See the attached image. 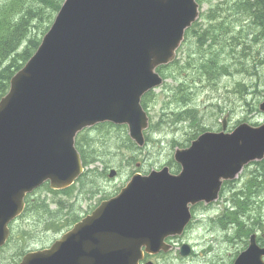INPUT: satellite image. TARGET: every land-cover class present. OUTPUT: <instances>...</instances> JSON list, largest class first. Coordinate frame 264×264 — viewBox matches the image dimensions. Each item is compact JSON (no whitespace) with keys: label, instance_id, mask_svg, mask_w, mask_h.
Segmentation results:
<instances>
[{"label":"water","instance_id":"water-1","mask_svg":"<svg viewBox=\"0 0 264 264\" xmlns=\"http://www.w3.org/2000/svg\"><path fill=\"white\" fill-rule=\"evenodd\" d=\"M200 14L197 0H65L0 101V249L28 195L46 183L66 190L83 175L76 138L85 129L127 126L145 147L150 117L142 99L163 85L157 69L177 59ZM259 110L264 114V101ZM225 130L226 121L223 131L176 150L178 174L167 166L135 174L118 195L20 264H139L143 248L167 252L165 240L183 234L192 206L213 203L224 182L264 159V122ZM189 252L183 245L181 254ZM262 256L253 234L235 264H263Z\"/></svg>","mask_w":264,"mask_h":264},{"label":"rangeland","instance_id":"rangeland-1","mask_svg":"<svg viewBox=\"0 0 264 264\" xmlns=\"http://www.w3.org/2000/svg\"><path fill=\"white\" fill-rule=\"evenodd\" d=\"M235 1L198 0L201 6V14H206L215 7L222 10L234 4ZM235 27L238 31L244 27L248 29L246 25H235ZM223 38L225 39V37ZM214 50L215 53L220 51L225 58L224 63L228 65L229 73L223 71L215 76L204 75V73H200L201 66L196 64L197 61L195 62L194 59L197 60V57H195L194 59L191 58L192 64L187 69L174 67L168 70V73L174 74L177 80L169 78L163 86L152 91L147 111L153 126L146 133L151 142L137 157V167L126 163L125 158L128 153L117 154L109 149V146L111 148L114 145L110 137H115L122 131L111 130L109 132L94 127L89 128L88 133H86L87 141H91V147L94 150L101 152L100 158L106 162V164L100 163L98 162L100 160H97L90 166V169L98 167L99 172H101L107 167L105 169L106 177L100 176L99 184L102 192L106 194L103 196L101 194H85L89 190L87 186L82 192L75 191V195H80L78 207L81 208L82 215L85 216L86 213L92 212L94 208L100 205L99 201L102 197L116 196L135 173L148 175L151 171L159 170L164 166L169 167L170 171L176 170L175 151L188 148L191 142L195 140L191 139L188 142L189 138L194 134H199V132L192 126L190 120H178L175 113L195 109L198 112L196 116L200 125L213 131L221 128L224 121H226L228 130L241 123L254 126L264 122V114L259 110V104L264 101V32L257 38H253V35L249 33L248 38H245L243 43L237 40H229L225 46L214 47ZM194 52L193 38L190 44L184 46L177 58L185 64L186 60L184 59L187 58L188 54L194 57L196 54ZM209 79L214 81H209ZM181 83L184 86H180ZM179 88L182 91L178 90ZM182 96H187L189 101L181 102L180 97ZM174 117L175 119H173ZM169 119L174 120V122ZM176 142L186 146H177ZM114 170L117 172L116 176L110 177V173ZM260 173L261 170L258 167L250 166L236 180L224 186L220 198L215 203L208 205L210 208H205L207 206L205 204L199 206L195 211L191 230L186 234L185 240L197 246L199 251L206 250V246H208L216 251H222L223 257L230 259L232 256L237 257L247 248L252 233L262 235L264 231V186L257 185L255 188H245L252 177ZM42 194L45 196L47 193L43 192ZM228 207L235 210L242 207L244 213L241 211V217L235 223L234 229L220 231V226L224 222L219 221L217 223L214 215L216 213L222 215ZM209 216H214L212 217L214 220ZM70 229L71 227L56 236L37 234L27 244H35V247L50 246ZM16 239L11 246L14 252L13 250L4 252L5 257L1 260V264H12L13 258H15L14 254L25 245V242Z\"/></svg>","mask_w":264,"mask_h":264},{"label":"trees","instance_id":"trees-1","mask_svg":"<svg viewBox=\"0 0 264 264\" xmlns=\"http://www.w3.org/2000/svg\"><path fill=\"white\" fill-rule=\"evenodd\" d=\"M64 2L65 0H0V100L9 92L12 78L24 67L39 48L43 37L49 31ZM235 25H246L248 29L244 27L238 31ZM263 32L264 0H236L234 4L222 10L218 7L212 8L206 14H200L199 19L186 31L185 40L178 51L180 53L184 46L190 44L194 38V53H196L194 57L188 54L187 58L184 59L186 60L185 64L181 59L178 60L177 58L173 63L160 67L158 72L165 80L169 78L177 80L174 74L168 73V70L174 67L187 69L192 64L191 58L197 57V60L194 59V61H197V65L200 64V73L209 76H215L223 71L229 73L228 65L224 63L225 58L220 51L215 53L214 47H223L229 40H237L243 43L245 38H248L249 33L253 35V38H257ZM227 35L230 39L227 38ZM208 44L211 45L209 46ZM206 46L209 47L206 48ZM209 81L214 80L209 79ZM180 86H184V84L181 83ZM178 90L182 91L180 88ZM151 96L152 91L142 100V105L145 109L148 107ZM185 100L189 101L187 96L180 97L181 102ZM196 113L198 112L195 109L175 113L178 116V120H190L192 126L199 132V134H194L189 138L188 142L191 139H196L201 133L211 130L200 125ZM152 126L153 124L150 125V128ZM94 128L108 130L109 132L111 130L122 131L115 137H110L114 145L111 148L109 146V149H112L117 154L128 153L125 158L126 163L137 167V157L142 154L141 151H144V148L137 147L129 138L126 126H115L111 123H105ZM88 131L89 129L84 130L76 138V148L86 168L85 172L72 187L66 190H52L49 183H46L33 194L27 196L26 208L21 217L11 224V238L6 246L0 250V264L5 257L4 252L13 250L11 248L12 242L17 237V239L25 242V245L14 254L16 259L13 258L14 262L12 264L17 263L27 251L35 248V244L28 245L27 243L37 234H53L56 236L80 221L84 215L81 214V208L78 207L80 195H75V191L82 192L87 186L89 190L85 194H101L102 196L106 194L102 192L99 184L100 176L106 177L107 172L105 169L107 167L101 172H99L98 167L90 169V166L97 160H100L98 161L100 163L106 164V162L100 158L101 152L94 150L91 147V141H87L86 133ZM146 141L147 146L151 142L148 135H146ZM176 145L180 147L186 146L179 142H176ZM250 166L258 167L261 173L253 176L245 188H255L257 185L263 187L264 160L256 161ZM175 168L176 170L172 172L178 173L180 167L176 163ZM228 184L230 183H226V185ZM43 192L47 194L43 196ZM108 198V196L102 197L99 203ZM241 211L244 213V209L239 207L231 213L235 223L241 217ZM227 213H229V210H227ZM39 247L44 248L46 246Z\"/></svg>","mask_w":264,"mask_h":264},{"label":"flooded vegetation","instance_id":"flooded-vegetation-1","mask_svg":"<svg viewBox=\"0 0 264 264\" xmlns=\"http://www.w3.org/2000/svg\"><path fill=\"white\" fill-rule=\"evenodd\" d=\"M197 208H199V206L196 207L195 209ZM205 208H210V206H206ZM214 216H209V217H211V219H213L212 217H214V219L216 218L217 223L219 221L224 222V224L221 226L218 224L221 227L220 231H229L231 229H234L235 221L231 217L232 214L227 215L224 212L222 213V215L216 213ZM192 223H193V219L190 222V224L186 227L182 236L169 237L165 240L167 244H170V246H172L169 251L166 252L164 250H160L155 254H150L146 252V248H143V258L139 262V264H235L237 258L236 256H232L230 259L229 258L226 259L223 257L222 251L219 250L216 251L214 248H210L208 246H206V250L199 251L197 249V246L192 245L190 241H186L185 236L188 233V231L191 230L190 227L192 226ZM255 234L257 235V244L259 248L264 249V236H263L264 231L262 235H258L257 233ZM184 244L190 245V252L186 256H183L181 254V249ZM29 252L31 251H27L25 255L28 254ZM25 255H23L22 258H20L19 261H17V263L15 264H20ZM261 260L262 263L264 264V256H262Z\"/></svg>","mask_w":264,"mask_h":264},{"label":"bare ground","instance_id":"bare-ground-1","mask_svg":"<svg viewBox=\"0 0 264 264\" xmlns=\"http://www.w3.org/2000/svg\"><path fill=\"white\" fill-rule=\"evenodd\" d=\"M230 16H231V15H230ZM230 16H229V17H230ZM247 34H248V33H247ZM228 76H229V74H228ZM222 79H223V78H222ZM215 81H216V80H215ZM213 83H214V82H213ZM240 86H241V85H240ZM243 86H244V85H243Z\"/></svg>","mask_w":264,"mask_h":264}]
</instances>
